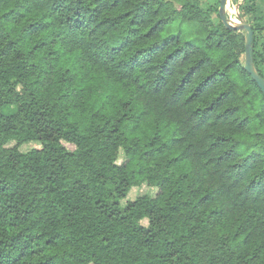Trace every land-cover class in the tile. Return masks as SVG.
<instances>
[{"label":"trees","instance_id":"obj_1","mask_svg":"<svg viewBox=\"0 0 264 264\" xmlns=\"http://www.w3.org/2000/svg\"><path fill=\"white\" fill-rule=\"evenodd\" d=\"M218 7L0 0V264H264V95Z\"/></svg>","mask_w":264,"mask_h":264},{"label":"rangeland","instance_id":"obj_2","mask_svg":"<svg viewBox=\"0 0 264 264\" xmlns=\"http://www.w3.org/2000/svg\"><path fill=\"white\" fill-rule=\"evenodd\" d=\"M201 1H202L203 5H206L208 3H214L216 0H201ZM240 2H241V0H237V1L227 0L226 15H227V17L233 19L234 21H239V16H241L240 10H239ZM164 33L180 34V35L185 36L187 38H195V36L197 35V33L195 32V27L193 24L187 23V22H180L179 20L171 21L167 25ZM11 110H13V109L8 110V106L3 107V109H2V111L5 113H9ZM63 144L69 150H73L75 148L74 145H72L68 142H63ZM37 146H38V144L34 143V142L25 143L22 145L21 150L25 151V150H28V149H31V148L37 147ZM119 161H122V159L120 158ZM155 192H156V189L154 187H150L148 185L143 184L139 187L131 188L127 194V198L128 199H134L135 197H137L138 195H141V194L154 195ZM122 203H124V200L122 201Z\"/></svg>","mask_w":264,"mask_h":264},{"label":"water","instance_id":"obj_3","mask_svg":"<svg viewBox=\"0 0 264 264\" xmlns=\"http://www.w3.org/2000/svg\"><path fill=\"white\" fill-rule=\"evenodd\" d=\"M226 4H227V0H219L218 13L220 20L225 28L237 32H243L244 49H245L243 67L246 70V72L251 76V78L256 82L262 94L264 95V78L255 69L252 59V50H253L252 28L241 16H239V21H234L233 19L227 17Z\"/></svg>","mask_w":264,"mask_h":264}]
</instances>
